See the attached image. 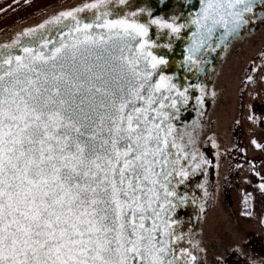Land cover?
<instances>
[{
    "label": "snow or ice",
    "instance_id": "1",
    "mask_svg": "<svg viewBox=\"0 0 264 264\" xmlns=\"http://www.w3.org/2000/svg\"><path fill=\"white\" fill-rule=\"evenodd\" d=\"M112 3L61 12L47 37L45 24L23 33L39 44L0 45V264L196 262L173 218L189 173L172 121L188 88L161 70L169 61L136 18L144 9L109 18ZM197 5L183 23L150 24L177 36L194 25L186 61L198 70L206 52L264 23V0Z\"/></svg>",
    "mask_w": 264,
    "mask_h": 264
},
{
    "label": "flooded vegetation",
    "instance_id": "2",
    "mask_svg": "<svg viewBox=\"0 0 264 264\" xmlns=\"http://www.w3.org/2000/svg\"><path fill=\"white\" fill-rule=\"evenodd\" d=\"M77 1L64 12L92 2ZM109 8L113 10L109 18H119L121 13L130 16L144 9L136 18L149 24V39L160 45L152 51L169 61L161 70L172 76L181 90L188 88V102L178 105V113L173 110L177 118L172 121L178 142L184 144L188 153V159L181 163L189 175L177 189L186 202L173 217L180 221L177 230L184 237L180 244L196 256L195 264H264V235L251 225H242L238 216L241 209L234 208L241 194L247 198L254 193L252 187H264V154L258 150L263 146L253 145L244 124L245 109H252L251 96H258L263 86L264 23L249 25L214 52H206L208 63L200 65L202 70H198L186 61L194 25L177 36L150 24L152 19L159 18L172 22L177 16L180 19L176 23L185 22L189 14L194 16L198 11L197 0H127L124 5L113 0ZM58 15L45 17L41 23L19 31L0 45L12 44L18 38L22 45L32 46L30 41L39 44L41 41L36 37H25L23 33L39 29V25ZM60 27L45 24L37 35L43 33L47 37ZM12 51L19 54L20 48ZM201 88L204 89L202 104L198 100ZM180 179L177 177L174 183Z\"/></svg>",
    "mask_w": 264,
    "mask_h": 264
},
{
    "label": "rangeland",
    "instance_id": "3",
    "mask_svg": "<svg viewBox=\"0 0 264 264\" xmlns=\"http://www.w3.org/2000/svg\"><path fill=\"white\" fill-rule=\"evenodd\" d=\"M77 2V0H14L8 5L12 7L7 8L8 10L3 13L4 20L0 21V44L18 35L19 31L41 23L45 17L60 14L74 7ZM6 23L10 24L6 25ZM261 87L258 96H251L252 109L250 107L245 109L246 123L244 124L251 135L249 140L253 142V145L257 143L262 145L263 147L258 150L264 154V80ZM255 104L257 106H254ZM252 192L254 193L247 198L241 194L234 208L235 211L241 209L239 210L241 213H237L242 225L244 223L245 227L251 225L258 233L261 232L264 235V187H252Z\"/></svg>",
    "mask_w": 264,
    "mask_h": 264
},
{
    "label": "crops",
    "instance_id": "4",
    "mask_svg": "<svg viewBox=\"0 0 264 264\" xmlns=\"http://www.w3.org/2000/svg\"><path fill=\"white\" fill-rule=\"evenodd\" d=\"M14 0H0V21H3V13L6 12V10H8L7 8H11V7H8V5H10L11 2H13ZM17 13V12H16ZM7 24H10V23H6ZM4 25V27L6 26Z\"/></svg>",
    "mask_w": 264,
    "mask_h": 264
}]
</instances>
